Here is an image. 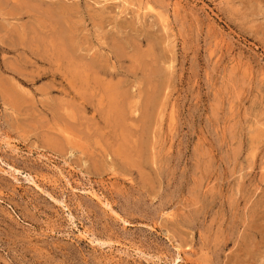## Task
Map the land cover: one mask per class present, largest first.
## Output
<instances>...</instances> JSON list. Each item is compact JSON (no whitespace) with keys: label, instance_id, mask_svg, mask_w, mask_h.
<instances>
[{"label":"rangeland","instance_id":"obj_1","mask_svg":"<svg viewBox=\"0 0 264 264\" xmlns=\"http://www.w3.org/2000/svg\"><path fill=\"white\" fill-rule=\"evenodd\" d=\"M0 264H264V0H0Z\"/></svg>","mask_w":264,"mask_h":264},{"label":"bare ground","instance_id":"obj_2","mask_svg":"<svg viewBox=\"0 0 264 264\" xmlns=\"http://www.w3.org/2000/svg\"><path fill=\"white\" fill-rule=\"evenodd\" d=\"M135 56H136V54H135ZM65 57V56H64ZM88 64V63H87ZM78 65V64H77ZM81 66V65H80ZM90 66V65H89ZM79 67V66H78ZM83 72V71H82ZM98 73V72H97ZM85 74V73H84ZM99 74V73H98ZM84 76V75H83ZM75 77V76H74ZM73 77V78H74ZM94 77V76H93ZM81 81L83 80V79H80ZM95 81V80H94ZM89 82V81H88ZM93 82V81H92ZM96 82V81H95ZM98 82V81H97ZM75 83V82H74ZM104 83V82H103ZM96 84V83H95ZM85 85H86V83H85ZM87 85H89V84H87ZM98 85V84H97ZM104 85V84H103ZM116 86V85H115ZM114 86V87H115ZM82 87H83V85H82ZM104 87V86H103ZM116 88V87H115ZM113 89V88H112ZM88 93V92H87ZM113 93V92H112ZM110 94V93H109ZM117 98V97H116ZM116 98H113L114 100L116 99ZM109 102V101H108ZM102 103V102H101ZM111 106V105H110ZM115 106V105H114ZM112 108V107H111ZM120 116H118V118H119ZM115 120V119H114ZM129 154V153H128ZM135 160V159H134Z\"/></svg>","mask_w":264,"mask_h":264}]
</instances>
